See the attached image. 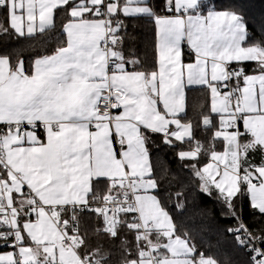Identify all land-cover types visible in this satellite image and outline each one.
<instances>
[{
	"label": "snow or ice",
	"instance_id": "6c2138e0",
	"mask_svg": "<svg viewBox=\"0 0 264 264\" xmlns=\"http://www.w3.org/2000/svg\"><path fill=\"white\" fill-rule=\"evenodd\" d=\"M244 7L0 0V38L53 33L57 15L66 17L63 39L51 37L58 46L29 67L0 55V248L11 249L0 264H108L112 253L89 251L80 235L84 212L102 221L98 232L119 237L120 264H221L177 232L159 196L153 135L181 148L199 191L215 193L222 217L236 220L226 231L248 264H264V227L250 229L235 203L249 197L264 215V39L255 35H264V15ZM139 18L155 28L151 69L124 47L127 20ZM197 87L210 94L200 122L212 133L207 147L185 122L187 91ZM173 197L182 212L184 192ZM121 230L134 234V256Z\"/></svg>",
	"mask_w": 264,
	"mask_h": 264
},
{
	"label": "trees",
	"instance_id": "16d2710c",
	"mask_svg": "<svg viewBox=\"0 0 264 264\" xmlns=\"http://www.w3.org/2000/svg\"><path fill=\"white\" fill-rule=\"evenodd\" d=\"M209 5L216 4L224 6L228 3H243L245 14L259 17L264 15V0H209ZM3 15L0 14V21ZM66 17L59 13L55 20L53 33L37 34L32 38H18L8 36L0 38V55L8 54L13 63L23 59L25 67H29L36 57L50 54L53 48L58 46V40L51 39L54 35L63 39L61 32L62 24ZM127 33L125 40V50L132 51L141 60L145 69H151L156 59L155 50V28L151 19L139 18L127 20ZM256 39H264L259 30L255 33ZM187 52V50H186ZM185 59L188 57L186 55ZM252 67L251 64L248 65ZM210 106V94L207 89L193 88L186 94V117L185 122L191 121L195 126V133L198 139L208 146L211 132H206L200 127L201 114L207 113ZM153 144L150 145L152 162L155 176L160 183L159 196L167 210L173 216L177 227V232L183 235L187 232L193 242L206 253L213 255L221 264H248L246 252L236 246L235 241L226 229L235 226L236 220L223 218L221 213L226 211L217 201L216 194L211 197L199 191V181L193 176L190 169L185 167L186 161L178 158V151L181 148H172L162 143L161 135H153ZM216 149L223 150V145L218 141ZM208 157L202 158V163L208 161ZM259 153L255 155V162H259ZM105 186H99L98 191L104 192ZM177 190L184 192L183 200L185 208L182 212H177L173 207V199H169L170 194ZM238 213L250 229L264 227V215L250 208L249 197H241L235 201ZM102 221L94 214L84 212L79 216L80 235L85 238L89 251L100 248L101 252L110 251L112 253L108 264H120L122 251L119 247V237L110 239L103 232L97 229L102 228ZM121 237L126 236L130 242L128 247L135 255L134 234L121 230ZM102 246V247H101Z\"/></svg>",
	"mask_w": 264,
	"mask_h": 264
},
{
	"label": "crops",
	"instance_id": "0c3cea01",
	"mask_svg": "<svg viewBox=\"0 0 264 264\" xmlns=\"http://www.w3.org/2000/svg\"><path fill=\"white\" fill-rule=\"evenodd\" d=\"M208 1L209 0H204V3H206V4H208L209 5V3H208ZM210 6V5H209ZM187 50V48L185 47V51ZM198 88V87H197ZM193 89V88H192ZM162 136V135H161ZM260 160V159H259ZM207 162H209V159H208V161ZM206 162V163H207ZM249 200H250V198H249ZM8 251H11V250H1L0 249V254H3V253H5V252H8Z\"/></svg>",
	"mask_w": 264,
	"mask_h": 264
},
{
	"label": "built area",
	"instance_id": "2783aa9c",
	"mask_svg": "<svg viewBox=\"0 0 264 264\" xmlns=\"http://www.w3.org/2000/svg\"><path fill=\"white\" fill-rule=\"evenodd\" d=\"M1 250H11L10 248H0Z\"/></svg>",
	"mask_w": 264,
	"mask_h": 264
}]
</instances>
